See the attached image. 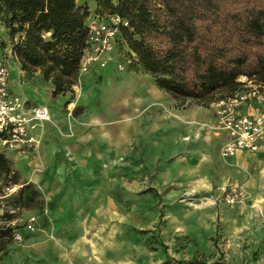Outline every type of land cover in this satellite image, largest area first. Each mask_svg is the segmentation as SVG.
Wrapping results in <instances>:
<instances>
[{
    "label": "rangeland",
    "instance_id": "obj_1",
    "mask_svg": "<svg viewBox=\"0 0 264 264\" xmlns=\"http://www.w3.org/2000/svg\"><path fill=\"white\" fill-rule=\"evenodd\" d=\"M85 2L89 9H94L93 2L77 0L79 6ZM91 13L95 16V13ZM5 32L7 34L6 29ZM8 41L6 45L0 41V52L15 75L14 61L17 62V59L10 54L12 45L9 37ZM9 45L10 49L5 50ZM128 73H132V76L126 85L105 81L103 78L93 82L85 81L83 85V77H79L72 91L58 97L53 96V87L44 82L41 75L30 76L46 86L44 92L58 111V118L54 121L59 127L54 121L50 123L56 127V140L45 143L44 133L40 148L25 149L20 154H5L13 171L11 177L18 180L17 185L11 186L21 189L25 184L33 185L40 197L36 204L25 207L17 193L7 197L2 192L0 217L2 213H9L14 219L26 220L34 215L38 223L35 232H26L28 235L25 241L9 240L6 250L0 253V264H77L73 260L74 244L71 242L78 235L68 238L64 227L71 224L74 234L83 231L80 227L83 222L92 227L96 223L94 208L91 207L87 214L72 210L73 220H67L56 213L53 215V189L41 185L38 179L48 173L46 164L51 163L61 170L59 173L74 174L77 162L64 142L75 138L79 128L85 129L87 134L102 129L111 146L120 143L126 149L124 153L110 149V154L90 162L94 171L91 173L92 178L99 180L101 199L103 201V193L104 199L109 200L101 205L104 211L102 221L96 223L95 230L86 234L90 239L87 243L91 253L89 261H97L94 257L98 256L110 264H189L196 260L207 264L217 261L224 264H264L263 211L259 210L260 218L256 220L247 221L242 215L238 220L224 221V214L228 215L232 209L225 207L226 210L221 212L218 205L210 203V192H206L202 186L205 180L203 176L206 175L208 187L212 189L220 181L235 179V171L240 170V167H229L227 171L216 172V175L213 168L205 165L208 159L203 151L183 145L189 143L188 138L181 139L172 155L151 156L144 149L136 152L143 147L140 143L154 138L148 135L151 127L164 126L166 120H176V117H182L185 112L196 107L192 105L184 108L164 91V102H153L146 90L151 88L162 96L153 77L142 68ZM135 108H138L137 112ZM201 108L206 113L208 103L202 104ZM93 112L100 114L96 122L88 115ZM98 135L101 133L98 132ZM157 142L160 152L165 143L161 133L157 136ZM4 151L0 147V152ZM208 157H212V160L214 158L212 155ZM243 162L249 163L247 160ZM122 165L126 166L124 199L118 196L117 188L109 180H118L122 173L118 168ZM263 171L264 168L259 171L260 175ZM239 173L246 174L244 170ZM246 175L249 180L245 183L248 184L242 187L249 191L251 175L249 172ZM12 178L2 176L0 187L9 186ZM8 223L9 220L2 219L0 227ZM234 227L241 229L239 233L235 234ZM17 229H25L23 222ZM91 243L95 246L92 247ZM236 250L244 257L231 263L229 257L236 255Z\"/></svg>",
    "mask_w": 264,
    "mask_h": 264
},
{
    "label": "trees",
    "instance_id": "obj_2",
    "mask_svg": "<svg viewBox=\"0 0 264 264\" xmlns=\"http://www.w3.org/2000/svg\"><path fill=\"white\" fill-rule=\"evenodd\" d=\"M95 15H119L130 23L121 38L138 64L182 107L208 103L239 90L245 76L264 86V0H90ZM91 11L77 0H0V23L22 71L40 72L53 96L76 85L88 39ZM0 152V178L13 174ZM13 179L10 185H17ZM6 188L0 187V197ZM22 205L38 202L30 184L17 191ZM11 222L9 213L0 217ZM0 227V253L13 238ZM189 264H207L198 260ZM212 264H224L220 261Z\"/></svg>",
    "mask_w": 264,
    "mask_h": 264
},
{
    "label": "crops",
    "instance_id": "obj_3",
    "mask_svg": "<svg viewBox=\"0 0 264 264\" xmlns=\"http://www.w3.org/2000/svg\"><path fill=\"white\" fill-rule=\"evenodd\" d=\"M90 1V0H89ZM92 2V1H91ZM85 2L84 4H86ZM94 4V3H93ZM89 7V6H88ZM90 8V7H89ZM91 12L95 13L96 11V5L94 4V9H90ZM94 14L91 13V17H93ZM0 41L2 44H8V37L5 32V28L2 24H0ZM10 49V45L8 48ZM12 51V49H11ZM13 52V51H12ZM1 55V52H0ZM16 66V73L14 75V71L11 72V65H9L10 68V80H9V91L12 95L21 97L26 103L29 105H33V107H48L51 110L52 113V121L58 118V111H56V108L54 107L53 103L50 102L48 96L44 92V88L46 86L40 84L39 82H36L34 78H31L30 76H39L40 72L30 74L22 71L21 65L18 62H15ZM140 67H132L126 71L121 72L118 67L115 60L109 62L106 68L101 69L98 67H94L90 70L89 73L83 75V85L86 83L85 81H95L96 79L103 78L105 81H110L112 83L118 82L122 83V85H126L128 82V78L132 76V73H128L130 70L137 69ZM28 76V77H27ZM86 87V86H85ZM19 89V90H18ZM162 91L161 94H158L155 90L149 88L146 90V92L149 93L150 98L153 102H164L165 94ZM167 95V94H166ZM169 96V95H167ZM27 99H26V98ZM170 97V96H169ZM31 98V100H30ZM171 98V97H170ZM172 99V98H171ZM173 100V99H172ZM195 109H191L189 112H185V114L182 117H176V120H166L165 125L163 126H153L149 129L148 135H153L154 138H150V140H146L145 143H140L143 145L137 150L136 152H139L140 150H145L147 155H166L173 154L174 150L177 148V144L181 141L182 138H188L187 144H183L186 147H190L191 149L203 151V153L207 156L206 166L213 168L215 173L221 172L222 170H228L231 168H238L240 167V170H230L235 171L237 174H235V179H225L223 181H220L221 178L218 180L220 182L216 183L215 187L212 189H209L208 187V179L206 178V175L202 177V179L205 178L202 182V186L206 188V192H210L209 195L212 197L213 195H218L217 188L226 185V184H232L238 187H242V185L248 184L245 183L249 180L246 174L248 172L251 175V186L250 190H247V199L243 204L237 205L234 208L228 207L225 204H218L220 207L221 212L225 211L226 208H230L232 210H229V214H224V221L230 220H238L239 218L244 215L246 217V220H256L260 218L259 210L263 211L262 215L264 217V171L259 173L261 169L264 168V141L260 144L259 151L256 153H250V152H238L234 157L224 159L221 155V150L223 146L229 141V135L228 133L224 131L216 130L215 127L217 126L218 119L214 112L210 110V108H207V112L203 113L201 111V105H196ZM259 108L262 109V113H264V107L260 105H257ZM192 107V105L190 106ZM136 112L138 111V108L134 109ZM244 112H252L251 109H244ZM88 115L92 118V120H99V113H88ZM51 121V122H52ZM50 122V123H51ZM50 123H46L44 125V133H46L45 136V143H50V140H56V127L53 126ZM54 123L59 127V125L54 121ZM78 134H76L75 138L70 139L68 141H65L66 147L70 150V152L75 157V160L77 162V166L75 168L74 174L68 173H59L61 170L54 167L55 164H46L48 168V173L39 178L38 181L41 185L44 186H51V189L53 191L51 192L53 195V200L55 202L53 207V215L58 214V216H62L63 218L67 220H73L74 217L72 210H77L78 212H81L82 214H87V212L90 210L91 207L94 208V218L96 219V223L98 221H102V217L104 215L103 207L101 205L103 203H108L109 198L104 199V194L102 193L103 201L101 199L100 194V187H99V180L95 177L92 178V167L90 166V162L93 160H96V158H100L103 156H106L107 154H110L109 151L112 149L113 151H118L119 153H124L126 150L124 145L120 144L115 145L114 147L107 142V137H105V133L102 129L99 131L94 130L93 133L87 134L86 130L83 128H79ZM102 130V132H101ZM85 131V132H84ZM101 133V135L97 136V133ZM162 134V136L165 139V143H163L161 151L158 152V142H157V136L158 134ZM149 137V136H148ZM147 137V139H148ZM62 141V140H61ZM96 147V148H95ZM99 151H95V150ZM104 149L105 151L103 152ZM15 154H20L21 152H14ZM96 153V154H95ZM202 153V154H203ZM218 156V159H216V155ZM214 156L213 160L212 157L208 156ZM249 161L243 162L242 161ZM152 160H149L151 162ZM151 165V164H150ZM148 166V164H147ZM152 170V168L150 167ZM118 170L121 173V176L119 175L118 180L116 181L114 178L109 179L114 183L115 187L118 190V196H121L122 199L125 197L126 192V183H125V171L126 166L122 165L118 168ZM241 170H244L246 172L245 175L239 173ZM216 173V175H217ZM252 173V174H251ZM108 177V176H104ZM64 181H62V180ZM233 180L240 181L241 183H237ZM64 183H62V182ZM98 181V182H95ZM217 181V180H216ZM194 187V184L192 185ZM82 197H81V196ZM212 201H210L211 203ZM64 204V205H63ZM226 207V208H225ZM254 207V208H253ZM58 209L59 212H56ZM64 211L63 213L60 211ZM240 211H244L243 213ZM32 216V215H31ZM38 223V222H37ZM72 223V222H71ZM80 227H82L83 231L80 234H74L73 226L71 224L68 226L66 224L65 234H67L68 238H72L74 235H78L77 238H74L72 240V245L74 244L73 248V260L77 264H110L109 261L104 259L103 257H94L95 260H90L91 253L87 249V243L90 242V239L86 237V234L88 231L95 230L96 223L93 224L91 227L90 225H86L85 222ZM79 227V226H78ZM90 227V228H89ZM235 234L239 233L241 230L240 228L234 227ZM226 230H229V227L227 226ZM23 231L25 233H23ZM18 232L22 236V241L26 240V234L30 233L26 229L24 230H18ZM27 232V233H26ZM28 235V234H27ZM91 246L94 247V243H91ZM57 248V247H55ZM236 255L232 254V257H229L230 262L232 263L233 260L240 261L244 256L240 251H235ZM233 258V259H232Z\"/></svg>",
    "mask_w": 264,
    "mask_h": 264
},
{
    "label": "built area",
    "instance_id": "obj_4",
    "mask_svg": "<svg viewBox=\"0 0 264 264\" xmlns=\"http://www.w3.org/2000/svg\"><path fill=\"white\" fill-rule=\"evenodd\" d=\"M128 29H131L129 21L119 15L90 17L79 77L94 67L104 69L113 60L121 72L138 64L137 55L121 38L123 30ZM10 54L14 55L12 51ZM9 80V63L0 55V147L10 153L38 149L42 146L44 125L52 121L51 110L44 106L31 107L21 97L12 95ZM238 82L241 84L239 90L228 96H216L208 104L218 119L215 129L229 135V141L221 150L224 159L234 157L238 152L256 153L264 141V113L261 109L264 107V86L254 84L245 76ZM245 108L252 112H244ZM18 190V186L9 185L4 192L10 197ZM217 192L218 195L210 197L213 205L225 204L234 208L247 199L246 189L232 184L217 188ZM22 222L30 233L37 229V217L34 215L26 220L13 219L7 227L13 229L12 236L16 242L23 240L17 229Z\"/></svg>",
    "mask_w": 264,
    "mask_h": 264
},
{
    "label": "bare ground",
    "instance_id": "obj_5",
    "mask_svg": "<svg viewBox=\"0 0 264 264\" xmlns=\"http://www.w3.org/2000/svg\"><path fill=\"white\" fill-rule=\"evenodd\" d=\"M209 201H211V199H209Z\"/></svg>",
    "mask_w": 264,
    "mask_h": 264
}]
</instances>
